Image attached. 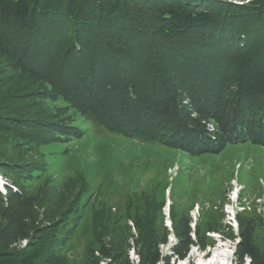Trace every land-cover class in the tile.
<instances>
[{
	"label": "trees",
	"instance_id": "16d2710c",
	"mask_svg": "<svg viewBox=\"0 0 264 264\" xmlns=\"http://www.w3.org/2000/svg\"><path fill=\"white\" fill-rule=\"evenodd\" d=\"M245 1L0 0V56L105 126L192 155L216 152L264 138V0ZM189 112L228 126L210 143ZM6 167L26 171L0 161L4 178ZM47 206L0 190V264H67L41 245L65 219ZM190 235L181 224L167 254L149 241L135 262L125 241H100L99 255L106 264H171L188 257ZM251 237L241 236L235 264H264Z\"/></svg>",
	"mask_w": 264,
	"mask_h": 264
},
{
	"label": "rangeland",
	"instance_id": "374dc122",
	"mask_svg": "<svg viewBox=\"0 0 264 264\" xmlns=\"http://www.w3.org/2000/svg\"><path fill=\"white\" fill-rule=\"evenodd\" d=\"M0 74V161L26 169L4 168L0 190H20L35 207L49 204L63 215L43 238L45 251L54 249L67 264H106L100 241H125L135 262L149 241L167 254L188 223L194 245L171 264H235L249 232L264 253V138L192 155L175 142L103 125L1 56ZM189 113L210 143L228 126L225 117Z\"/></svg>",
	"mask_w": 264,
	"mask_h": 264
}]
</instances>
